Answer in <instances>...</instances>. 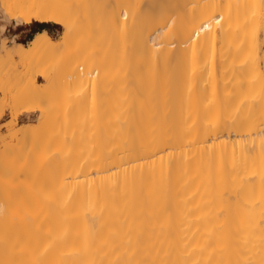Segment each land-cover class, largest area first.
I'll list each match as a JSON object with an SVG mask.
<instances>
[{
    "label": "bare ground",
    "instance_id": "6f19581e",
    "mask_svg": "<svg viewBox=\"0 0 264 264\" xmlns=\"http://www.w3.org/2000/svg\"><path fill=\"white\" fill-rule=\"evenodd\" d=\"M113 1L97 5L104 15L96 20H108L107 36L122 23L120 60L101 69L102 82H89L87 101V77L97 64H90L93 49L81 58L77 52L103 35L98 28L74 39L82 28L74 8L86 0H0L17 26L50 23L62 30L58 41L43 29L26 45H1L2 65L15 59L24 65L38 53L60 64L51 68L35 58L26 66L20 93L4 95L22 102L8 112L10 126L35 113L46 118L40 125L51 123L77 140L61 143L63 165L51 190L45 165L31 173L32 159L21 152L36 130L28 124L9 133L14 145L0 137L1 156L18 152L11 164L0 162V264H264V0H194L186 15L154 20L170 23L162 37L145 28L152 16L144 5ZM185 6L176 1L164 8ZM60 49L69 51L57 60ZM60 90L70 93L58 105L53 97ZM86 108L94 116L85 122H62L69 109L79 116ZM102 117L104 131L88 135L96 141L81 156L84 128ZM92 149L98 158H91Z\"/></svg>",
    "mask_w": 264,
    "mask_h": 264
},
{
    "label": "rangeland",
    "instance_id": "374dc122",
    "mask_svg": "<svg viewBox=\"0 0 264 264\" xmlns=\"http://www.w3.org/2000/svg\"><path fill=\"white\" fill-rule=\"evenodd\" d=\"M98 1V2H97ZM113 0H86L85 3L80 4L79 6L75 7L74 12L76 13V15L79 18V24L80 26H82L81 29H79L75 34H74V39L75 40H85L87 37L89 36H94L96 34H98V28L101 29L102 28V32L101 34L103 35L100 40L98 41V43H96L94 45V43H86L85 45L81 44L79 46V50L77 52L78 58H81L82 52H88L89 50H94L93 55L89 58L90 60V64L91 65H96L93 69L90 70L89 74H88V87L86 90V100H90V95H91V88L90 85L92 84L89 83L90 81H93L95 79H97L99 82L103 81V77H105V74L102 73V68L112 65L113 63H116L117 61L120 60V55L121 53L119 52L120 49V44H121V40L124 39V30L122 31L121 29H123L122 27V23L121 25H119V27H116V32L114 33V35H104L105 32V28H107V23L108 20L104 19L102 20L100 24H98V21L96 20L97 17H101L104 15L100 13H102L103 10H101L100 8L97 7V5H105V4H111V2ZM115 1V0H114ZM113 1V2H114ZM176 1H180L183 4H186V6L184 7V9H179V8H164V6L167 3H173ZM205 2H207L208 0H204ZM103 2V3H102ZM193 2V3H191ZM203 2V1H202ZM101 3V4H100ZM117 6L124 4L126 7H141L144 5V10L147 11H151L150 14L152 16V19L146 23V27L145 28H156L154 31L155 33L153 34V37L155 35V37L157 36H161V34L163 35L164 32H160L161 29H165L164 31L168 30V26H170V23L167 24L168 22H166L165 24H159L154 22L155 19H170V22L172 21V19H177L179 16H184L189 12V9L194 8L195 6V1L194 0H163L162 1V5L161 7H152V6H148L150 3L147 2V0H118L117 3L114 2ZM148 3V5H147ZM123 5V6H124ZM152 5V4H151ZM108 6V5H107ZM113 7V8H112ZM112 7L110 8L111 10L117 9V7L115 8V5L113 4ZM102 8V7H101ZM143 8V7H141ZM98 10V13L95 14L94 11ZM100 9V11H99ZM109 9V11H110ZM143 10V9H142ZM2 9L0 8V50H1V45L4 44V46L6 47H11L14 45V42L16 43H20V44H24L26 45L34 36L35 32H37L38 30H40V28L42 27L40 23L37 22H32L30 25H16V22L13 20H7L5 18V15L2 13ZM87 13V14H86ZM217 13L214 12V16ZM111 15V14H110ZM85 18H84V17ZM97 16V17H96ZM126 17V16H125ZM107 18H112V16L107 17ZM120 20L123 19L122 17H120ZM191 20V19H190ZM194 20H197L196 18ZM89 21L90 26L89 28L85 27V22ZM122 22H125V20H121ZM191 22V21H189ZM187 18H185V23L188 24L189 23ZM145 24V23H144ZM144 24H143V28H144ZM47 25L45 27V30L48 31V33L54 37V39L56 41H58V39L60 38L61 35V28L55 24H45ZM161 25V26H160ZM3 26V31H1V28ZM122 27V28H121ZM147 30V29H146ZM158 32V33H157ZM162 37V36H161ZM159 38V37H158ZM170 39L166 38V40L168 39L169 42H173L174 44L176 43L174 39L175 37H172L173 39H171V37H169ZM157 38L154 39V41H151V43H156L158 40H156ZM161 40V39H160ZM167 40V43H168ZM178 40V39H177ZM176 40V41H177ZM162 41L164 43H166V41H164V38L162 39ZM171 42V43H172ZM218 42V40H217ZM173 44V45H174ZM219 43H216V47L218 46ZM177 45V44H175ZM107 48H113V54L112 56H107L106 55V49ZM69 50L66 49H60L59 51L56 52V55H54L53 58L55 59H61L60 57H66V53ZM130 53V52H129ZM262 54H264V45L262 47ZM128 55V53H127ZM134 56V55H133ZM35 58L40 61L41 63L47 62L46 64H50L49 67H57L60 65L59 63H57V61H51L49 59H47V61L45 60V57H42L41 54H36ZM35 58L33 59H29V63L27 62L24 65H20L18 63V59L15 61L14 60V64H8V66H6V64L2 65L0 64V101H4L5 100V104L3 105L2 108V115L0 117V137L5 138V141H2L4 139H0L2 142H4V144H6V142H8V145H14L16 144V139H9L8 136H10L9 133H15L17 131L20 132V127L24 128L26 125H29V128H31L32 130H36L34 137H32V139L27 138L28 142L25 146H23V148L21 149L22 154H26V156L29 157V159L31 158L32 160V165H30L29 163V159H28V163L26 164L27 166L30 165L31 166V173H36L40 172V168L43 164L45 165V167L41 168V170H46V173L48 172L50 176H52V180L50 184V189L54 190L58 187V177L59 174L61 172V167L63 165V163L60 161L59 158V154H60V150H61V143L65 142V143H72L73 141H77L76 139H73L70 137V134L64 133L63 128H59L54 127L51 123L49 124H45V120L46 118H41V120L43 119L45 125H40L42 124L40 117L37 116V114H28L26 117V115L24 116H20V118L18 119V121H16L15 125H12V127L10 126V117L8 112L12 111V112H17L19 110V108L22 105V102L20 100H9V99H4V95H6L8 98L9 97H14L17 94L20 93V88L18 87V78L19 76L23 75L25 73L26 70V66H28L30 63L35 62ZM33 60V61H32ZM59 62V61H58ZM52 65V66H51ZM58 65V66H57ZM95 69V70H94ZM90 79V80H89ZM93 79V80H92ZM38 82L39 84H43L40 85L45 86L46 82L43 81L41 78H38ZM70 92H65V91H59L53 98L56 100L58 105H61V102L65 99V97L69 94ZM99 93V91L97 92V94ZM45 98L47 95V93H45ZM107 104L106 99L102 102L99 103L98 105V110H101L102 108H104ZM43 105V104H41ZM40 105V106H41ZM32 106V105H29ZM61 107V106H59ZM55 109V108H54ZM53 111V110H52ZM51 111V112H52ZM72 110L69 109L65 115V120L62 121V119H60V121L65 122L68 121L69 124L71 123H78V122H85L89 116H94L93 112L91 109H85L83 110L79 116H72ZM61 113V112H59ZM52 114V113H51ZM40 120V121H39ZM39 121V122H38ZM36 125V126H35ZM34 128V129H33ZM95 131L102 133L104 131V117H102L99 122L96 125H91L89 127H87L86 129L84 128L83 130V134L84 136L87 135L86 137H83L81 139H79V142L81 144L80 145V154L82 156V154L84 153V150L88 149V144L89 142H91V144H95V138L93 136L88 137V135L95 133ZM17 132V133H19ZM34 134V133H33ZM7 135V136H5ZM8 137V138H7ZM19 137V135H17V138ZM27 141V140H26ZM0 142V150L3 149V146L5 147V145ZM3 144V145H2ZM7 146V145H6ZM76 144H70V146H68V152H69V157L71 158H75L76 153ZM14 149V148H12ZM4 150V149H3ZM11 152V151H10ZM13 152V153H12ZM11 153H9V156L6 154H3V156H1L2 154H0V162L4 161V162H8L11 164V162L16 161V155L18 157V152H16V148L15 151H12ZM11 154V155H10ZM100 154L99 150H95L92 149L90 152V156L91 158H98ZM15 156V157H14ZM37 161V162H36ZM36 162V163H35ZM48 164H47V163ZM13 164H15V162H13ZM12 164V166H13ZM47 164V165H46ZM35 165V166H34ZM69 163H65L64 166H69ZM20 166V165H19ZM37 166V167H36ZM47 166V167H46ZM0 167H1V163H0ZM29 167V166H28ZM36 167V168H35ZM47 168V169H46ZM34 169V170H33ZM43 170V171H44ZM45 172V171H44ZM4 171L2 169H0V178H4ZM3 174V175H2ZM20 178V177H19ZM21 180H23L21 178ZM35 183H39L37 184L38 186H40L42 184V181H35ZM18 182L17 181H13L11 183V188H17ZM19 186H21L19 184ZM33 186H36L33 184ZM48 186V185H47Z\"/></svg>",
    "mask_w": 264,
    "mask_h": 264
},
{
    "label": "trees",
    "instance_id": "16d2710c",
    "mask_svg": "<svg viewBox=\"0 0 264 264\" xmlns=\"http://www.w3.org/2000/svg\"><path fill=\"white\" fill-rule=\"evenodd\" d=\"M40 24H42L41 26V28H40V30H38L37 32H39V31H42L43 29H45V27L47 26V25H45V24H50V23H40ZM36 33V32H35Z\"/></svg>",
    "mask_w": 264,
    "mask_h": 264
},
{
    "label": "clouds",
    "instance_id": "9594fccd",
    "mask_svg": "<svg viewBox=\"0 0 264 264\" xmlns=\"http://www.w3.org/2000/svg\"><path fill=\"white\" fill-rule=\"evenodd\" d=\"M2 208H3V206H2V205H0V210H2Z\"/></svg>",
    "mask_w": 264,
    "mask_h": 264
}]
</instances>
